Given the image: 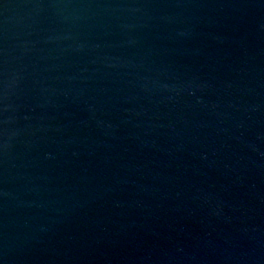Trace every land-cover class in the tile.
I'll return each mask as SVG.
<instances>
[{"label":"water","instance_id":"obj_1","mask_svg":"<svg viewBox=\"0 0 264 264\" xmlns=\"http://www.w3.org/2000/svg\"><path fill=\"white\" fill-rule=\"evenodd\" d=\"M0 264H264V0H0Z\"/></svg>","mask_w":264,"mask_h":264}]
</instances>
